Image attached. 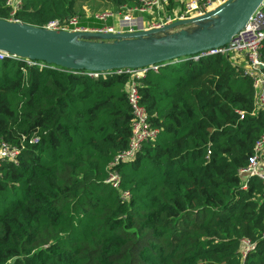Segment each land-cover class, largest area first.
Segmentation results:
<instances>
[{
  "label": "trees",
  "instance_id": "obj_1",
  "mask_svg": "<svg viewBox=\"0 0 264 264\" xmlns=\"http://www.w3.org/2000/svg\"><path fill=\"white\" fill-rule=\"evenodd\" d=\"M79 1L22 0L15 18L43 27L90 14ZM158 64L138 80L159 133L112 165L132 134L130 74L0 59V149L19 151L17 164L0 161V264H264V185L253 176L244 188L240 173L264 135L252 78L222 54Z\"/></svg>",
  "mask_w": 264,
  "mask_h": 264
},
{
  "label": "built area",
  "instance_id": "obj_2",
  "mask_svg": "<svg viewBox=\"0 0 264 264\" xmlns=\"http://www.w3.org/2000/svg\"><path fill=\"white\" fill-rule=\"evenodd\" d=\"M227 0H184L183 5L174 13L164 15V10L169 0H139L134 6L123 5L118 11L103 10L94 13L92 18L95 23L102 26L91 27L83 25L79 15H73L66 19H54L43 26L45 29L62 30L69 32L101 31V32H135L151 28L164 27L173 22L203 15L210 10L217 8ZM5 4L10 8V16L5 19L12 23H22L15 18L16 12L22 6V0H5ZM91 14V13H90ZM88 14V15H90ZM145 15L153 16V19H146ZM0 19H3L0 17ZM114 24L108 25L109 20ZM167 39L159 38L155 42H165ZM264 40V1H262L252 12L245 26L239 30L225 46L211 48L193 55L194 59L207 55L222 54L231 61L242 60L238 64L244 68L252 80L255 88L256 109L264 111V60L262 59L261 49ZM8 55L0 51V59ZM29 65L37 64V61L26 58ZM236 64V63H234ZM161 65L154 64L144 68H127L112 70L114 73H128L132 81L127 87V96L132 107L133 118L131 122L132 134L128 149L119 153L112 165H118L125 161L134 159L142 149L145 142L154 139L159 133L158 128H154L149 121L146 108L140 102L139 80L147 75L149 71H158ZM110 71H90L85 72L88 76L97 78L101 74L107 76ZM18 148H10L3 144L0 149V161L10 159L15 164L18 163ZM240 173L245 176L244 188L247 187V180L250 177H258L264 185V135L256 142L254 152L249 158L248 164L240 169ZM112 186L118 188L121 176L117 171H113L107 180ZM127 195V193H126ZM245 248L244 256H247L252 244L248 240H243Z\"/></svg>",
  "mask_w": 264,
  "mask_h": 264
},
{
  "label": "water",
  "instance_id": "obj_3",
  "mask_svg": "<svg viewBox=\"0 0 264 264\" xmlns=\"http://www.w3.org/2000/svg\"><path fill=\"white\" fill-rule=\"evenodd\" d=\"M262 1L264 0H227L203 15L179 20L164 27L135 32H69L0 19V51L70 69L99 72L140 69L225 46L245 26ZM215 17L226 19L218 28L193 37L183 31L178 39L155 42L154 45H141L135 40ZM92 37L114 41L89 39Z\"/></svg>",
  "mask_w": 264,
  "mask_h": 264
},
{
  "label": "rangeland",
  "instance_id": "obj_4",
  "mask_svg": "<svg viewBox=\"0 0 264 264\" xmlns=\"http://www.w3.org/2000/svg\"><path fill=\"white\" fill-rule=\"evenodd\" d=\"M109 6L105 4L104 0H80L78 3V10L80 11H89L91 12L90 15L85 16V14L81 15L80 19L81 21L85 22V25L88 26H93L94 24H96L95 22L91 21L92 20V15L94 13H98L99 11H103L104 9H107ZM146 19L150 18L153 19V16H148L145 15ZM225 17H215L210 21H202V22H196V23H191V24H187V25H183L180 27H175L174 29L168 30V31H163L160 33H156L154 35L155 38L153 39H144V40H136L139 41L141 45L144 44H149V45H154L155 41H157L159 38H164V37H160L161 35H165L168 36L167 40L171 41L172 38H179L180 34L184 31L186 32L189 36L193 37L192 35L194 34H201L204 31H212L216 28H218L223 21H225ZM94 23V24H92ZM107 23L110 24H114L113 20H109ZM98 25V23H97ZM96 26V25H94ZM100 26V25H99ZM175 34H178L177 36ZM160 35V36H159ZM196 36V35H194ZM92 39L95 40H100V41H114L113 39H105V38H99V37H92ZM161 43V41H160ZM140 45V46H141Z\"/></svg>",
  "mask_w": 264,
  "mask_h": 264
},
{
  "label": "crops",
  "instance_id": "obj_5",
  "mask_svg": "<svg viewBox=\"0 0 264 264\" xmlns=\"http://www.w3.org/2000/svg\"><path fill=\"white\" fill-rule=\"evenodd\" d=\"M180 1L182 2V1H184V0H180ZM180 1H179V2H180ZM182 5H183V3H182ZM180 7H181V5H180ZM178 8H179V7H178ZM104 10H110V8H107V9H104ZM148 19L151 20L150 18H148ZM108 25H112V24H109V23H108ZM175 35H176V34H175ZM160 37L167 38L168 36L161 35ZM239 62L242 63V60H234V63H236V65H239V64H238ZM242 64H243V63H242Z\"/></svg>",
  "mask_w": 264,
  "mask_h": 264
},
{
  "label": "bare ground",
  "instance_id": "obj_6",
  "mask_svg": "<svg viewBox=\"0 0 264 264\" xmlns=\"http://www.w3.org/2000/svg\"><path fill=\"white\" fill-rule=\"evenodd\" d=\"M144 45H149V44H144Z\"/></svg>",
  "mask_w": 264,
  "mask_h": 264
}]
</instances>
